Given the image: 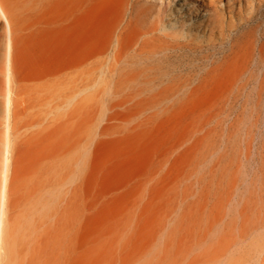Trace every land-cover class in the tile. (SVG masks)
Returning a JSON list of instances; mask_svg holds the SVG:
<instances>
[{"label": "rangeland", "instance_id": "374dc122", "mask_svg": "<svg viewBox=\"0 0 264 264\" xmlns=\"http://www.w3.org/2000/svg\"><path fill=\"white\" fill-rule=\"evenodd\" d=\"M147 1L160 16V32L188 47L143 56L138 64L132 56L135 71L150 67V83L117 103L113 97L132 89L116 86L120 69L92 86L83 84L80 72L85 40L89 50L102 47L110 8L100 5L84 18L78 0L72 9L68 0H18L29 10L20 16L25 30L15 59L25 101L8 153L7 184L14 191L9 226L19 239L26 229L32 233L28 249L19 245L2 264H112L114 255L129 256L139 244L146 259L170 235L173 243L182 236L179 250L189 241L180 252L188 262L226 226L233 245L217 264H264V52L258 54L264 0ZM211 62L221 68L206 76ZM242 62L247 68L239 79ZM188 77L189 87L169 86ZM2 136L0 130V191L7 156ZM215 215L219 220L210 228ZM124 228L128 233L118 243L125 237L126 250L112 241ZM196 232H205L204 240L193 239ZM148 240L151 245L142 246Z\"/></svg>", "mask_w": 264, "mask_h": 264}, {"label": "bare ground", "instance_id": "6f19581e", "mask_svg": "<svg viewBox=\"0 0 264 264\" xmlns=\"http://www.w3.org/2000/svg\"><path fill=\"white\" fill-rule=\"evenodd\" d=\"M72 1L73 0H68V6L71 9H72ZM190 1H191V3L199 2V4L202 6L205 4L204 0H190ZM100 5H106L110 8V10H111V15L109 18L110 20H109V22L105 28V33H104L105 39L102 42V47L94 46L93 48H91L89 50L88 41H87L88 39L85 40V44H84L85 46L83 45L84 46V54H83V58H82V63H80L81 67H82L80 70L81 76H82V81H83V84L86 86L103 85L101 83L104 80L103 77H107L108 75L112 76V74L115 70L120 69V71L123 72L121 74V76H123V77H121V79L117 81L116 86L130 87L132 89H128L130 92L127 91L128 93L123 94L124 96L121 97L119 100L115 99L114 97L112 98V100L114 99V101H117V103L118 102L123 103V102H127V101L129 102L135 95L139 94V92L135 90V87L138 86V84L140 85V83H144L146 85V83L149 82L148 78L147 79H145V78L148 77L149 71L151 70L150 67H148L146 65L145 67H143V69H141V70L136 69L139 71H135L134 70L135 68L131 66L130 59L132 56L138 57L137 62H136V64H138V63H140V59H143V56L150 59L153 55L163 53L165 49L174 48L177 45H180L183 47H188V45L185 46V45H182L181 43L180 44L175 43L170 38H168L171 36L170 34H165V33L160 32V31L164 30L162 27V22H161L160 16L158 13H157V16L152 15L151 9L149 7V2L147 0H78V6L84 15V18L86 17L88 10H94L95 11V9ZM210 9L213 12L217 13L216 7H212ZM28 10H29V8H27V7H25V8L21 7L18 0H0V30H1L0 31V106H1L0 110L2 111V116L0 117V130H3V136H2L3 140L1 142V144H2V147L4 148V150L7 154V156L4 158V163L2 162L3 163L2 164L3 165L2 166V174H3L2 180H3V182H2V187H1V191H0V264L4 263L7 260H10L11 254H13L14 251L18 250L19 245H20V249L27 250L29 247V244L31 243L30 236H31L32 232L30 229L29 230L26 229L25 234H23L24 237H22V239H19L17 234L14 233L15 232L14 226L13 225L11 227L9 226V225H11V224H9V222H10L9 219H10V214H11V210H12L13 203H14V200L12 199V196H13L12 192L14 193V191H12L11 188L9 189L8 184H7V180L9 177V166H10L9 157H8V153L10 152V141L13 138L14 133L18 130V125H17L18 116L24 110V108L22 110V107H20L21 110L19 108V106L21 105V102L25 101V98L22 96L25 92L23 93L24 85H23V83L20 82V80L17 76L15 59H16V50L18 49L17 45L19 44L18 42L20 41V38L22 39L21 32L23 30H25L19 24L20 20H21L20 16L24 12H27ZM216 22H217L216 16L208 19V23L210 25H215ZM163 34H165V35H163ZM93 36L95 37V35H93ZM25 39H26V37H25ZM173 40H175V39H173ZM178 49H180V48H178ZM182 49H184V48H182ZM168 51H165V52L167 53ZM263 52H264V46L262 45V46H260V48L258 50V54H260V56H261ZM106 53H109L110 57L112 58L111 61H109V62L107 61L108 56L106 57V59L103 57ZM245 55H247V53ZM249 55H250V53H249ZM166 57H168V56L166 55ZM236 59L237 58H235V60ZM243 59L245 60V58H243ZM238 62H239V60H238ZM230 63L231 62L229 61L227 64L229 65ZM233 63L234 62H232L230 65H232ZM237 64H236V67H237ZM208 65H209V63H208ZM211 65H212V62H211ZM166 66L168 67V65H166ZM212 66H211L212 67L211 69L209 68L210 70L209 69L207 70L206 76H209L210 74L214 75V73L217 72L219 70V68H221L220 63L218 65L213 64ZM246 66H247V63L242 62V64L239 66V69H236V70H238L239 79L241 78L240 74L242 75L243 71L246 70V68H247ZM206 67H208V66H206ZM136 68H138V67H136ZM167 70L170 74L171 70L170 69H167ZM230 70L232 71L233 69H230ZM231 71H230V73H231ZM181 72H178V73H181ZM230 73L228 72L227 74H230ZM233 73L234 72H232V75H233ZM235 73H237V72L235 71ZM218 74H219L218 77H220V75H221L220 72ZM222 74L224 75L225 71ZM235 75H237V74H235ZM156 76L158 79V75H156ZM166 76H167V74H166ZM161 77L159 76V81L162 80ZM230 77H231V75H230ZM160 78H161V80H160ZM192 78L188 77V78H185L183 80H180L178 78L180 82L177 81V83H173L175 79H173V77H172L173 82L172 83L169 82L170 85L169 84L168 85L169 86L172 85L175 87H179V86L182 87L183 85L184 86L188 85V87H189L190 82L193 80ZM224 78H225L224 80H226V76ZM215 79H216V76H215ZM221 79H223V76H222V78L220 77V80ZM230 80H232V77L230 78ZM168 81H169V79H168ZM236 81H238V79H236ZM22 82H23V80H22ZM110 82L111 81H109V84H110ZM157 82L155 80L156 84H157ZM261 82L264 85V80H262ZM24 83H26V82H24ZM220 83H222V82H220ZM223 83H225V82L223 81ZM227 83H228V81H227ZM227 83H225V84H227ZM105 84H108V80L105 81ZM144 84H143V89L145 88ZM191 84H192V82H191ZM246 85H247V83H246ZM226 86L222 84L223 88H226ZM140 87H141L140 90H143L142 85ZM156 87H152V88H156ZM243 87H245V85ZM132 90H135V92L138 94H135V92H132ZM225 90H226V92L228 91L227 88ZM230 90H232V89H230ZM143 93H146V92H143ZM173 93L175 94V92H173ZM228 93H230V92H228ZM228 93H227V95H228ZM164 94H165V92H164ZM171 94H172V91H171ZM171 94H169V95H171ZM152 95H154V94H152ZM157 96H158V94H157ZM158 97H160V96H158ZM141 98H143V97H141ZM148 98H149V96H148ZM151 98H152V96H151ZM139 99H140V97H139ZM154 99L156 101V97ZM167 99H169V98H167ZM135 101H137V100L135 99ZM147 101H148V99H147ZM141 102H144V100L143 101L141 100ZM154 103H156V102H154ZM141 106H142V103H141ZM143 106H145V103L143 104ZM153 106H155V104ZM150 108H152L151 105H150ZM147 109H148V107H147ZM2 154H3V152H2ZM10 182H11V179H10ZM218 220H219V218L215 215L210 221V228H212L217 223ZM126 223L128 224V221L122 225L123 226L126 225L125 227H127ZM190 223H193V222H190ZM182 224H183V222H182ZM130 226H131V224H130ZM180 226H182V225H180ZM129 227H128V229H129ZM192 227H194V226H192ZM29 228H31V227H29ZM119 228H120V226H119ZM119 228L117 227V230ZM185 228L188 231L190 229V228L188 229V225ZM156 230H157V228H156ZM114 231H113V234H111V237L114 236ZM129 231H130V229H129ZM159 231H160V228H159ZM126 233H128V230L126 228H124V229H122V231L119 232V235L121 234L120 236L119 235L116 236V234H115L114 239H112V241L114 242L113 247L115 246V243L120 244V246L123 248L126 245H127V247H128V245L131 246V244H127L128 241L127 242L124 241L125 237H123L124 240H122L121 243L120 242L118 243V241L120 240L119 237L123 236ZM170 233L172 234V232H170ZM188 234L190 235V232ZM129 236H131V235H129ZM170 236H168L169 239L168 238L166 239L167 242L165 241V244L163 245L161 250H159V252H156V253L150 255L146 259H142L143 254L145 252V250H143L142 247L140 248V250L137 251V248L140 247V244H139L138 247H135L136 249L131 246V250L132 249H134L133 251L136 250L135 253H132V251L130 250V247H129L128 255L130 254V252L132 253L129 256H124V254L126 255V253H124L123 256L120 258H119L120 255L118 257H117V255H114V259H113L114 262L112 264H217L219 262V260L224 255L227 254V252L231 249V247L233 245L231 243L233 241V237H232L233 235L231 233V227L226 226V228L222 231V233L217 237V240L215 242L209 243L208 246L204 250H202L199 253L194 254L190 258V261L183 262L180 252L189 247V245H188L189 241H187L186 244H184V247H183V245L180 244L181 245L180 248L183 247V250H181V249L179 250V246H178L179 244L178 245H175V244L178 243V240L181 242L180 239H182V236L180 239L178 237L176 238V239H178L176 243H173V240H175V239L170 238ZM204 236H205V232H196L195 237L193 236V239H197V240L202 241V240H204ZM17 237H18V239H17ZM127 237H128V234H127ZM173 237H174V235H173ZM154 238H156V233H155V237L152 236L153 240H154ZM185 239H187V238H185ZM126 240H128V239L126 238ZM140 243H142V241ZM111 245H112V243H111ZM143 245H149L150 246L151 244H149V240H148L147 244L142 243V246ZM174 245L177 247H175L174 250L171 251V248H173ZM149 246H144V248L147 247L149 249ZM116 249H113V251L116 252ZM126 249L127 248L125 247V250ZM118 250H120V249H118ZM129 250H130V252H129ZM110 254H111V252H110ZM111 255H110V257H111ZM109 260H110V258H109ZM108 263L111 264V261L107 262V264Z\"/></svg>", "mask_w": 264, "mask_h": 264}]
</instances>
